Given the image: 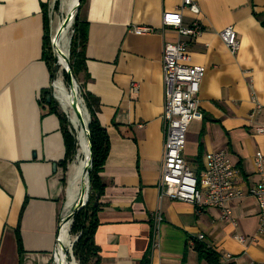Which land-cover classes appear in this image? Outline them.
Instances as JSON below:
<instances>
[{
  "label": "crops",
  "instance_id": "obj_1",
  "mask_svg": "<svg viewBox=\"0 0 264 264\" xmlns=\"http://www.w3.org/2000/svg\"><path fill=\"white\" fill-rule=\"evenodd\" d=\"M50 1L0 0V264H53L66 214L72 162L64 171L60 119L44 99L46 90L52 92L43 59V5ZM193 1L200 12L184 8L183 21L202 25L189 51L191 64L206 72L199 92L203 118L189 124L183 156L199 173L207 152L226 150L246 194L228 204L233 224L218 208L199 211L160 193L162 54L165 41L179 38L163 28V14L183 0H82L77 16L87 26L90 76L82 84L98 99L97 116L110 140L99 173L105 183L94 236L100 264H210L195 249L197 242L218 252L221 264H264L258 204L249 193L260 181L255 154L264 153V134L256 132L264 124V0ZM229 25L240 40L236 53L219 35ZM135 26L155 31L137 34ZM158 209L163 220L155 231Z\"/></svg>",
  "mask_w": 264,
  "mask_h": 264
},
{
  "label": "built area",
  "instance_id": "obj_2",
  "mask_svg": "<svg viewBox=\"0 0 264 264\" xmlns=\"http://www.w3.org/2000/svg\"><path fill=\"white\" fill-rule=\"evenodd\" d=\"M184 8H189L195 14L200 12L199 6L193 0H183L179 9L166 11L163 14V28L174 29L179 38L176 41H165L163 46L164 151L159 189L161 196L192 203L199 211L218 208L222 212L223 219L235 224L232 209L228 204L240 199L246 193L236 183L238 169L230 154L226 150L207 152L204 157V167L199 173L191 168L183 156L189 124L193 120L203 118L199 92L206 72L205 66L191 64L189 40L202 32V25L197 19L185 24L182 15ZM133 30L137 34L155 31L151 26H135ZM219 35L232 53L239 50L240 40L234 26H226ZM51 43L56 55L52 39ZM52 94L54 95L53 91ZM260 109L261 105L256 104V110ZM256 132L264 134V124L257 126ZM254 162L260 174V181L249 190V193L255 196L259 209V227L256 235H264V153L258 151ZM162 220V211L158 209L154 216L155 231ZM60 234L61 232L58 231L53 264H56ZM256 237L250 240L253 241ZM199 238L203 239L204 235L200 234ZM234 238L242 243L248 241L244 235L235 234ZM226 258L233 259V256L227 253Z\"/></svg>",
  "mask_w": 264,
  "mask_h": 264
},
{
  "label": "trees",
  "instance_id": "obj_3",
  "mask_svg": "<svg viewBox=\"0 0 264 264\" xmlns=\"http://www.w3.org/2000/svg\"><path fill=\"white\" fill-rule=\"evenodd\" d=\"M82 2V0H81ZM81 4V3H80ZM47 6L43 5L44 16V41H43V59L47 63L53 78L55 72V55H52L50 48L49 35V17ZM58 1L56 2V7ZM86 46H87V26L81 22L76 16L74 20V34L71 39L70 46V68L76 80L88 79L86 69ZM66 77L70 81L69 75L66 72ZM83 84H81V89ZM82 94L85 99L87 110L90 114L89 121V137L91 143L92 169L90 178L91 193L88 202L75 212L71 224L70 232L77 235V240L73 245V255L79 264H100V248L95 243V232L99 224L98 212L100 204H95V195L98 192L100 196L104 193L105 183L102 181L99 173L105 164L110 151L109 135L105 127L100 123L97 111L99 109V101L92 94L85 92L82 89ZM46 99V97H44ZM50 111L55 113L61 124V131L64 138L65 157L60 162L64 171L67 170L68 163L72 162L77 153V141L70 129V122L67 115L59 109L57 100L52 98L48 103ZM201 157V156H200ZM200 159V158H199ZM203 169V167H202ZM201 169V170H202ZM200 172V171H199ZM17 239L20 243V235L17 229ZM195 249L199 252L202 259L207 260L210 264H221L220 255L213 249L206 246L205 243L197 242ZM144 263H148L145 259Z\"/></svg>",
  "mask_w": 264,
  "mask_h": 264
},
{
  "label": "bare ground",
  "instance_id": "obj_4",
  "mask_svg": "<svg viewBox=\"0 0 264 264\" xmlns=\"http://www.w3.org/2000/svg\"><path fill=\"white\" fill-rule=\"evenodd\" d=\"M78 1V0H77ZM63 4L65 5V13L66 17L69 15V19L65 23V25L62 27L61 31L56 35V30L53 35V42L54 46L56 48V53H57V61L60 64L65 65V60H64V55L67 53V45L69 43V39L66 38L67 32L69 30V27H72L74 22H73V16L75 13V8L76 4L74 3L73 0H63ZM64 17L63 20L66 18ZM63 20L61 23H63ZM54 86V95L57 97L58 100L61 101V103L67 107L70 108V110L73 108V98L71 97L70 93L61 86V84L57 81H55ZM81 99L78 98V104L81 103ZM75 112V111H74ZM73 113V118H72V127L73 129L76 130L77 132V138H78V143H79V159L80 163L79 165H74L71 173H70V185L68 188V198H69V207L66 208L65 212V218L69 216L72 208L71 205H76L80 200H84L87 198V163L86 159L89 156L88 152V143L86 142V138L84 136V129L83 126L78 119V117ZM84 115H87L85 110H83ZM75 136V133H74ZM70 219L67 220L64 223V226L62 228L61 234H60V244H59V251L57 253L56 257V264H78L75 260L74 257L72 256L71 259L68 258V253H71V246L72 240L70 236Z\"/></svg>",
  "mask_w": 264,
  "mask_h": 264
},
{
  "label": "rangeland",
  "instance_id": "obj_5",
  "mask_svg": "<svg viewBox=\"0 0 264 264\" xmlns=\"http://www.w3.org/2000/svg\"><path fill=\"white\" fill-rule=\"evenodd\" d=\"M57 1H58V6L56 7V2ZM75 4H76V2H75ZM47 10H48V17H49L50 48H51L52 55L54 56V51H53L52 43H51V39H52V41L54 40L53 37H51L52 33H53L52 32V30H53L52 28L57 23L58 19H60L61 17H66L65 5L63 4V0H51L49 2V5L47 6ZM75 12H76V9H75ZM73 22H74V20H73ZM73 34H74V24H73L72 27H69V30L67 32L68 36H66V38L69 39V43L67 45V48H68L67 49V53L69 51V54H70L71 39H72ZM54 66H55V72H54V76L52 78V89H51V91L54 92V86L53 85H55V81L56 82L58 81L61 84V86L64 87L70 93L71 97L73 98V101L77 102V104H78V98H80L82 100L81 103L78 104V106H79L78 110L80 109L82 112H83V110H85V112H86L85 99H84L83 94H82V89L83 88L81 89L82 80L81 81L76 80V83L74 85V84H72V82H70L67 79L66 71H65V65L58 63V61H57V53H56V61H55ZM55 98L57 100L59 109L61 111H63L68 116L69 120L72 122V118H73L72 111L74 112V109L72 108L70 110V108L65 106V105H63L61 103V101L57 99L56 96H55ZM73 133H75V139L77 141V153H76L75 158L72 161L71 170H72L74 165H77V164L79 165V163L81 162L80 159L78 158L79 155H80V152H79V143H78V138H77V132H76L75 129H73ZM88 157L86 159V163H87ZM86 182L88 183V175H87V178H86ZM69 185H70V182H69ZM74 205H71V208H73ZM69 206H70L69 205V198H68V193H67V201H66V204H65V209L66 208H70ZM70 227H71V224H70ZM69 234H70L72 240H74L76 238V236H77V235H75V234H73L71 232ZM72 244H73V242H72ZM72 256L74 257L73 248L71 246V253L70 252L68 253V258L71 259ZM74 260L78 263V261L75 258H74Z\"/></svg>",
  "mask_w": 264,
  "mask_h": 264
},
{
  "label": "water",
  "instance_id": "obj_6",
  "mask_svg": "<svg viewBox=\"0 0 264 264\" xmlns=\"http://www.w3.org/2000/svg\"><path fill=\"white\" fill-rule=\"evenodd\" d=\"M80 3H81V0H78V5L76 6V12L74 14V18L73 20H75L77 14H78V10H79V7H80ZM69 19V15L63 20V23L59 24V26L57 27V30H56V35L61 31L62 27L65 25V23L67 22V20ZM64 60H65V71L67 72V74L69 75V78H70V82H72V84L75 85L76 83V78L75 76L73 75L72 71H71V68H70V58H69V51L67 54H65L64 56ZM55 58H56V55H55ZM45 95H46V100L47 102H51L52 98H55V96L52 94V92H50V90H46L45 91ZM85 105V104H84ZM72 107L74 109V113L75 115L78 117V119L80 120L82 126H83V131H84V136L86 138V142L88 143V152H89V157H88V160H87V174H88V184H87V198L84 199V200H80L76 205H74V207L72 208L70 214L68 217L65 218V216L61 219L60 221V224H59V229L58 231L61 232L62 231V228L64 226V223L66 222V219L69 220L70 219V224H72V221H73V216L75 214L76 211H78L80 208H82L87 202H88V199H89V196L91 193H94L91 189H90V178H91V169H92V155H91V143H90V137H89V121H90V114L87 110V107L85 105V109H86V114L87 115H84V112H82L80 109L78 110V104L77 102H73L72 104ZM99 198H100V194L97 192L96 195H95V204L97 205L98 204V201H99ZM78 238V237H77ZM76 238V240H77ZM75 240V241H76ZM74 241V242H75ZM74 245V243H73ZM75 258V257H74Z\"/></svg>",
  "mask_w": 264,
  "mask_h": 264
}]
</instances>
